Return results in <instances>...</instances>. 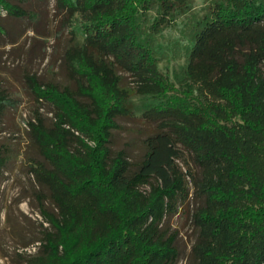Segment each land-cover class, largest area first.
<instances>
[{
  "label": "trees",
  "instance_id": "obj_1",
  "mask_svg": "<svg viewBox=\"0 0 264 264\" xmlns=\"http://www.w3.org/2000/svg\"><path fill=\"white\" fill-rule=\"evenodd\" d=\"M188 1L54 0L65 25L81 16L83 40L71 33L50 77L22 74L35 107L17 131L34 150L23 153L47 223L24 264H177L175 215L196 231L195 264H264V0H216L175 86L140 16L154 8L158 33ZM34 10L32 0H0V19ZM119 71L150 98L141 116L155 124L135 160L112 147L119 120L132 116ZM9 102L0 85V122ZM179 145L195 170L178 163ZM12 157L0 141V175Z\"/></svg>",
  "mask_w": 264,
  "mask_h": 264
},
{
  "label": "rangeland",
  "instance_id": "obj_2",
  "mask_svg": "<svg viewBox=\"0 0 264 264\" xmlns=\"http://www.w3.org/2000/svg\"><path fill=\"white\" fill-rule=\"evenodd\" d=\"M215 1L190 0L184 6H176L158 33L150 28L158 15L154 8L140 16L142 35L151 41L158 68L175 86L182 82L188 47L198 22L211 13ZM32 6L36 10L31 17L14 19L1 11L0 19L4 24V34L0 36V85L10 97L9 108L0 122V141L9 142L13 148L12 162L0 175V264H24V256L36 250L37 240L47 227L38 210L40 189L28 173L23 153L30 155L34 150L27 145L23 129L17 131V123L24 128L35 107L22 74L36 72L50 77V71L54 73L61 68V53L71 33L74 41L83 40L78 28L82 20L80 15L65 25L63 13L55 9L54 0H32ZM118 74L121 88L127 92L132 116L119 120L120 126L113 132L112 147H126L135 160L142 151L143 139L155 128V124L141 116L150 98L138 93L134 76L124 71ZM178 150V163L184 169L188 165L195 170L190 154L180 145ZM147 189L143 186V190ZM198 201L189 196L190 208L193 209ZM167 224L178 232L180 257L177 264H195L191 248L196 231L190 221L175 215Z\"/></svg>",
  "mask_w": 264,
  "mask_h": 264
}]
</instances>
